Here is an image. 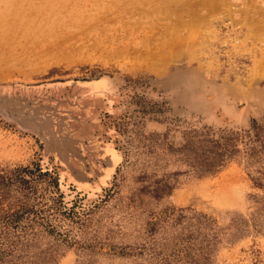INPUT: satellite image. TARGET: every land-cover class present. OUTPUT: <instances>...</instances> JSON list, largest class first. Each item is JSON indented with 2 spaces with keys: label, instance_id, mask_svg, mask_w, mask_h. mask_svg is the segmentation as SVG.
I'll return each mask as SVG.
<instances>
[{
  "label": "rangeland",
  "instance_id": "1",
  "mask_svg": "<svg viewBox=\"0 0 264 264\" xmlns=\"http://www.w3.org/2000/svg\"><path fill=\"white\" fill-rule=\"evenodd\" d=\"M252 120L264 0H0V173L60 193L34 180L8 264H264Z\"/></svg>",
  "mask_w": 264,
  "mask_h": 264
},
{
  "label": "trees",
  "instance_id": "2",
  "mask_svg": "<svg viewBox=\"0 0 264 264\" xmlns=\"http://www.w3.org/2000/svg\"><path fill=\"white\" fill-rule=\"evenodd\" d=\"M255 123L252 120L251 128L254 131L255 140L261 141L264 144V139H260L257 133L260 125ZM217 145H219L217 139L213 140L212 146L215 147ZM220 146L223 147L224 151L226 149V142L222 141ZM221 153V150H219L218 152L203 156L198 161L199 169L203 171L213 170L222 161L220 157ZM41 176H46L54 189V194H50V190H47L46 197L49 200L59 197L60 193L55 194L57 191V176L51 170H41L38 166L29 167L25 165L12 170H4L0 173V264H8V261H11V257L16 252L15 248L28 235L24 230H16L19 220L27 212H43L44 210L42 207L31 209L24 204L36 191L34 180ZM12 186H14L13 190L20 192L19 197L12 194ZM42 196L43 194L35 195L36 201H41Z\"/></svg>",
  "mask_w": 264,
  "mask_h": 264
},
{
  "label": "bare ground",
  "instance_id": "3",
  "mask_svg": "<svg viewBox=\"0 0 264 264\" xmlns=\"http://www.w3.org/2000/svg\"><path fill=\"white\" fill-rule=\"evenodd\" d=\"M16 15H17L18 18H21V14H20L19 12H17ZM23 19H24V18H23ZM30 23H31V22H30ZM33 23H34V22H33ZM166 33H167V32H166ZM177 37H178V36H177ZM177 39H178V38H177ZM175 40H176V39H175ZM177 42H178V41H177ZM176 45H177V44H176ZM176 45H175V46H176Z\"/></svg>",
  "mask_w": 264,
  "mask_h": 264
},
{
  "label": "crops",
  "instance_id": "4",
  "mask_svg": "<svg viewBox=\"0 0 264 264\" xmlns=\"http://www.w3.org/2000/svg\"><path fill=\"white\" fill-rule=\"evenodd\" d=\"M83 181H84V180H82V179L80 180V182H83Z\"/></svg>",
  "mask_w": 264,
  "mask_h": 264
}]
</instances>
